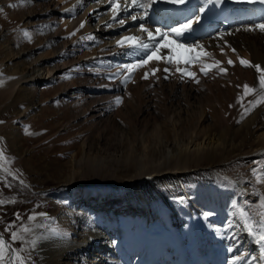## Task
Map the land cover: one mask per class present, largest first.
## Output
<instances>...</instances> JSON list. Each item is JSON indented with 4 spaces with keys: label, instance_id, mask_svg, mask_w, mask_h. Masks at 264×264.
<instances>
[{
    "label": "rangeland",
    "instance_id": "rangeland-1",
    "mask_svg": "<svg viewBox=\"0 0 264 264\" xmlns=\"http://www.w3.org/2000/svg\"><path fill=\"white\" fill-rule=\"evenodd\" d=\"M123 2L124 0H121V4ZM77 3L80 4V7L73 16L68 18L61 16L59 11L64 12L66 9H71ZM12 4H16L17 7H10ZM26 7L32 13L34 11L35 14L45 13L49 10L48 7H52V10L55 7L53 15L55 16L54 18L57 17V20L52 22L51 26H48V23L43 20L31 21L28 18L29 14L24 9ZM109 9L110 5H108L107 0H25L24 3H21V0H0V81L11 79L13 74L9 72L13 66L21 69V72L16 73L14 80L19 81L17 86L29 87L34 92L35 107V113L32 117H24L22 114V116L18 114V110L23 111L26 108V105L22 103L13 105L14 101L18 100V93L13 94L10 99L14 100L13 103L10 100L4 102L1 100L0 103V121H3L0 124V138H2L0 139V149H3L6 157V160L0 161L9 165L18 156L20 161L18 160L14 163L13 169L16 173L25 176L24 178L27 180L23 181L22 185L20 179L14 178V175H9L8 172L0 168V199H14L16 201L15 203L0 205V233H3L5 240L10 243V233L4 232L5 227L9 223L15 222V230L27 216L36 212L37 209L44 208L49 202L58 200L59 189L62 184L60 180L55 179L56 173H49L53 165L68 164L69 167L77 170L78 174H82L84 166L89 160L95 161L96 164H101L105 168L109 167L112 162L111 154L114 152L112 148L123 140L125 146L115 151L119 161L115 166L111 165L118 172L126 169L124 167L125 163L127 165L126 155L139 162H149L147 167H162L165 169L173 156L172 154L179 151L184 143L191 142L192 139L197 138L202 127L206 124L212 125L215 120L212 116L211 118L196 116L194 127L183 131L182 123L189 116H192L194 111L192 108L198 106L193 103L194 99H191L192 105L186 104V106L183 104L182 107H174L173 118L176 121V123L174 122L176 127L165 117L163 104L167 102L165 100H167L168 96L169 98L175 97L177 91V87L172 90L169 85H174V82L177 83V80L181 77V74H176L173 69L168 74L163 73V69H160L155 76L149 73L148 79H142L143 75H138L137 73L140 68L132 73V80L126 85L122 83L124 75L127 74L124 69L120 70L121 74L116 78H109L112 74L117 73L118 66L132 63L136 59L141 58L136 55L133 61H129L131 59L130 50L118 47L116 41L122 36L133 34H137V36L145 35L144 38H147L146 34L137 30L138 26L128 27L127 31L119 32L118 30L121 26L112 21V13ZM128 15L126 13V16ZM81 23H84L83 28L80 27ZM108 23H112L113 26L111 28L106 27ZM25 31L29 33L30 38L24 35ZM71 33H75V35H70ZM90 35L95 37V39H82ZM105 49L108 52L101 53V50ZM127 50L129 51V57L126 58L124 55L127 54ZM62 53L64 54L62 58L64 62L60 59ZM51 60L54 61V64L58 62V65L61 66L54 76V82L49 80L51 71L47 67ZM33 68L35 76L38 74L40 79L33 78L32 81H26L31 80V77L28 76L29 71L33 70ZM97 71L99 76L95 74ZM211 71L216 72V69ZM109 72H112V74ZM165 75H168L166 80L164 78ZM203 78L209 80L202 83L200 78L198 79L200 82L196 83L195 79L180 78L181 84L177 83V86L182 87V81L184 80L187 81V86H191V84L195 87L201 84L213 85L220 76L217 74L210 78L208 74L207 76L204 75ZM97 79H100V81ZM162 84H166V87L160 90L159 87ZM215 84L217 85V83ZM109 86L112 88L110 93L107 91V89H110ZM98 88L101 90L99 91ZM151 90L153 91L152 93ZM154 92L155 94H153ZM106 94H109V97ZM116 96L122 99V103H120L121 105L112 106L117 98ZM131 98L137 102V105L133 107L134 110H130L133 109L131 107H129L130 109L127 106L122 107L124 102L129 101ZM95 99H100L106 105H111V110L114 111L108 110L104 116L106 118H104L103 123L84 119L85 115L74 104L75 102H81L89 105ZM151 101H154V103ZM138 104L142 111H140ZM119 106L123 108V114L121 112L115 113ZM125 108L132 112L126 114L127 110ZM150 116H157L160 121L158 129L160 134L158 136L150 133L152 130L151 125H149L148 131H145V133H142L141 129L136 125V122H141L143 119L145 121L151 120ZM109 118L111 120L110 123L107 121ZM11 128L12 130L17 129L23 137V141L16 147L18 150L7 141L6 134ZM85 131H88V133ZM163 131L164 133H162ZM89 136L94 139L100 137L103 147H106L107 150L96 144L92 149L83 147L82 141ZM17 152L19 154H16ZM76 152L78 156L72 159ZM15 154L16 156H14ZM53 154L54 156H52ZM256 166L258 167L256 168ZM256 166L254 168L257 173L260 176L264 175V160L258 162ZM201 171H211V169L206 166L202 167ZM180 173L184 177L193 176L195 179L204 178V181L209 180L208 187H205L206 189L204 190L211 195L218 188H221V191L227 190V193L234 188L228 183L223 184V179L213 176V173L200 172V170ZM174 177L176 179L170 181L172 182L171 184L170 182H162L166 190L157 188L159 184L155 187L151 179L145 178L151 183L149 190L145 188L146 194L149 195L150 188L155 187V192L149 196V199L155 200L156 217L163 222L165 229L170 234V238L167 236L165 240L156 239L152 242L149 239L147 234L148 226L154 208L144 201L143 194L141 195L131 187L122 188L119 185L120 189H114V191L105 195L107 202L100 203L99 208L90 203L83 202L81 204L88 219L89 230H94L96 226L100 225L105 234L102 235V238L110 239L109 246L106 247V243L99 245L100 250L106 248L102 254L100 253L105 264H185L183 256L181 258V252H179L182 249V245L180 243L176 245L174 242L178 238L179 232L185 241L186 247L195 248V242H201L200 227L206 220L211 222L212 228L219 227L217 231L214 230L217 238L219 229L222 227L235 230L236 224L232 218L225 217L222 220L212 218L218 210H230L229 212L231 213L233 206L240 204L239 207L244 208L248 212L247 203L241 198L239 193L232 194V197L228 195L226 198L211 201L208 207H202L199 205V198L189 192L188 187L190 184L182 182V177L179 178L175 174ZM7 185H11V187ZM112 187L115 186L112 185ZM127 191L132 192L128 193ZM223 200H229V202L221 204ZM48 212L55 214L53 210ZM17 213L21 217L20 220H16ZM205 213H211V215L206 217ZM257 213L258 210L254 211V215L251 213H248V215L253 218V216H257ZM229 225L231 226L229 227ZM60 232L63 236L73 237L67 231ZM242 232L246 233L245 230H242ZM41 233L45 232L42 230L36 232L37 235ZM174 237L176 238L173 239ZM234 239L233 234L229 235L226 240L227 246L229 241H231L232 247L235 249L239 248L238 254L245 258H248V253L251 255L259 251L257 244L256 249L250 251L249 245L244 240L236 241ZM220 245L223 249L227 248L222 243ZM38 246L36 250H38ZM13 247L20 248V242L13 243ZM125 248L131 249V253L135 257L133 261L125 262ZM139 252L140 254H138ZM22 254L28 255L29 253L24 252ZM31 257L29 264H38V259L33 258L35 256L32 253ZM228 258L231 257L228 256ZM243 262L246 261L244 260ZM243 262H240V264H245ZM257 263L258 260L255 264ZM86 264H93L92 259H88Z\"/></svg>",
    "mask_w": 264,
    "mask_h": 264
},
{
    "label": "bare ground",
    "instance_id": "bare-ground-1",
    "mask_svg": "<svg viewBox=\"0 0 264 264\" xmlns=\"http://www.w3.org/2000/svg\"><path fill=\"white\" fill-rule=\"evenodd\" d=\"M166 2H167L166 0H157V2L153 5V8L149 13V17H154L152 19L153 21H155L156 18L154 15L156 16L161 15L164 16L165 18L171 17L172 13L170 12L172 8L166 5ZM201 6L205 7V11L203 13H199V8ZM79 7L80 4L77 3L73 8H71V11H64V12L59 11V13L61 14V16L68 18L70 16H73L77 12ZM184 7L188 8L190 11H194L196 15H200L201 17L200 21L198 23H194L193 28L194 26H198L199 24L202 26L203 33L202 35H200L199 38L194 39L191 37L190 34L191 32H186L181 37L175 39H178V41L183 44H193V43L203 44L206 50L212 54V57L215 60H219L222 62L221 66L227 69V74H220L217 70L216 72L210 71L209 73L210 78L217 74L220 76V78L215 82L217 83V85L215 83L213 85L201 84V85H196V87L193 86L192 84L191 86L190 85L187 86V81L185 80L182 81V87L177 86L178 84H181L180 83L181 79L179 78L180 79L179 80L178 78H175L178 79L177 80L178 84L174 82V85H169V86L172 87V90L174 87H177L176 95L175 97L172 98H169L168 96L167 100H165L167 102L164 101L165 103L163 104V110L165 113V117L168 118L169 121L173 123V126L175 125L176 127L175 124L176 121L173 118V113L175 111V110L173 111L174 107L175 106L182 107L183 104L192 105L191 99L192 100L194 99L193 103H196L198 106L196 108H192L194 109V111L192 112V116H189V118L182 123L181 127L183 128V131L190 127H194V123H195L194 119L196 116H200V117L205 116L204 118H209V117L211 118L212 116L213 118H215L213 124L204 125L200 132V135L197 138L192 139L191 142L184 143L179 151L172 154L173 156L171 157L170 162L165 169H163L162 167H154V168L147 167L149 162L146 161L139 162L134 160L133 158H129V156L126 155L127 165H125L126 163L124 164V167L126 169L124 171L118 172L116 169H114V166L119 161L117 154H115V151L125 146L123 140H121L120 143L117 144V146L112 148L114 152H112L111 154L112 162L111 164H109V167L105 168L101 164H96L95 161L89 160L86 162L82 174H78L77 170L69 167L68 164L53 165V168L51 171H49V173L52 172L56 173L55 179L60 180L62 184V187L59 189L58 200L51 201L44 208L37 209L36 212L32 213V214L34 213L39 214L41 212H44L47 214V216L50 219L45 220V218L37 215L36 221L29 222L27 216L24 219V221H22L17 226L16 229H18L21 224H30V226L33 227L34 232L36 234V232H39L40 230L44 232L47 231L45 228L36 227V225L38 224H45L50 229L55 228L60 231H67L73 237L63 236L62 238L55 237L49 240H45L44 242L41 241L42 244L38 246L39 247L38 250L35 249L34 251H31L33 256H35L33 258L38 259V264H86L87 260L90 258L92 259L93 264H105L103 262L102 256L100 255L106 248L100 250L99 245L106 243V247L109 246L110 239L109 240L104 239L105 237L102 238V235L105 234L103 232V228L100 225L96 226L94 230H89V226L87 223L88 219L84 214V210L81 204H83V202L90 203L94 205L96 208H99L100 203L107 202L106 201L107 197L105 195L107 193H110L111 191H114V189L117 190L120 189L119 185L122 188L131 187L136 192H139L141 195L143 194L144 201H146L147 204H149L151 207L154 208L155 200L149 199V196L155 192V187L158 184L159 186H157V188L161 190H166L162 182L167 183L173 181V179H176V177H174L175 174L176 176H179V178L182 177L181 178L182 182L190 184V186L188 187L189 192L192 193V195H196L199 198L200 201L199 205L202 207H206V206L208 207L211 201L226 198L228 195L232 197V194L234 195L235 193H239L241 198H243L247 203L246 204L248 207L247 213H251L254 215V211L256 210H258V212L260 211L259 202H260V197L264 196V180H262L261 182H257V177L253 176L252 170L255 169L254 167L258 165V162H262L264 160V104H261L260 106L256 107L250 114L245 115L244 118L241 119V115L242 113H244L245 108L250 106L249 101L255 99L254 95L247 96L244 97L242 101L238 102V99L241 96H243L242 85L247 83L250 86H257L258 74L255 72V69L252 67L241 66L238 57H242L246 60H249L253 64H260L261 67L264 68V32H260L259 30L256 31L244 30L246 27H251L256 23L264 22V4H261L259 2L248 3L246 2V0H228L227 9L229 10L230 14L234 16L235 19V21L230 25H225L222 23L219 24L215 22L213 20L214 16L208 15L206 13V10L209 7V5H204L203 0H189L187 5L182 4L181 11H179L178 13L179 15H182L184 11ZM48 8L49 10L42 14L39 13L35 14L34 11L32 13V11L27 10V7L24 9L27 12V14H29L28 16V18H30L29 20L31 21L34 20L37 21L38 19L43 20L44 22L48 23V26H51L52 22L57 20L56 19L57 17L54 18L55 16L53 15L55 11L54 10L55 7L53 8V10L51 9L52 7L51 8L48 7ZM184 12H185L184 17L186 19L193 16V15L190 16L188 10H185ZM172 19L173 18H171V20ZM160 23L161 25L165 24V22L163 23L160 22ZM221 33L224 34L223 39L220 38ZM169 39H174V37H170ZM221 48H223L224 53H226V55L221 54ZM232 49H235L236 51L233 52ZM102 52H108V50L107 49L103 51L101 50V53ZM163 52L166 53L167 50L165 49L163 50ZM127 53L129 56L128 50ZM136 55L137 54L135 53H130L131 61L134 60ZM140 56L142 57L143 55ZM63 57L64 54L62 53L60 57L62 61H63L62 59ZM229 58L235 62V66L228 65L227 60ZM206 62L212 63L213 60L211 58H206ZM49 63L47 65L48 70L51 71L49 80L51 82H54V76L56 75L57 70L61 68V66L58 65V62L54 64V61L52 60L51 62L49 61ZM158 67L159 69L162 70L164 67H166V65L162 61L161 62L152 61L147 66L141 68L139 72L137 71V73L138 75H144L145 72L151 73V69ZM168 67L173 69V71L175 70L174 66L169 65ZM180 67L184 68L185 66L180 65ZM31 70L29 71V76H28L31 77V80H26V81H32L33 78L40 79L38 74L37 76H35L34 68L32 71ZM190 70L196 73V79L201 78L202 83H205L206 81L209 80L203 78L204 74L200 72V65L194 64L191 66ZM21 71L22 70L18 69V67L13 66L12 70H10L9 72L10 74H13L11 75V79H6V81H0V103L1 100H3V102L10 100L13 94L18 93V100L15 101L10 100L11 103H13L14 101L13 105H15L16 103H22L23 105L25 104L26 108L23 111L18 110V114L20 115L22 114L24 117H29V116L32 117L35 113L34 92L30 90L29 87L21 86V85L17 86L19 81L14 80L15 76ZM109 73L112 74V72ZM95 74L98 75V71ZM98 81H100V79ZM109 84L111 85V83ZM237 85H240L241 87H237ZM165 87L166 84H162V86H160L159 89L161 90L164 89ZM100 88H98L99 91L101 90ZM111 90H112L111 87L110 89H107L109 93L111 92ZM178 90H180L181 92L179 91L180 92L179 93ZM197 91L199 92L197 93ZM152 92L153 91L151 90V93ZM153 94H155V92ZM108 95L106 94V96ZM156 95L158 94L156 93ZM102 100L95 99L89 105L81 102H75L74 104L76 105L75 107L85 115L84 119L93 120L98 123H103L104 118H106L104 117L105 114L108 112V110L113 111L111 110L112 109L111 107L116 105V103L114 101L112 106L106 105L105 103H103ZM151 102L154 103V101ZM241 104H243V107L241 106ZM135 105H137L136 100L131 98L129 101L124 102L122 107L127 106L128 108L129 107L133 108ZM122 107L119 106L117 110H115L117 111L115 113L116 114L120 112L122 113V109H123ZM130 110H134V108ZM130 110H127L126 114L129 113ZM140 111H142L141 108ZM150 119L151 120L145 121L143 119L141 122H136V121L135 122L138 128L141 129L142 133L148 131L149 125H151L152 130L150 133L158 136L160 134V131L158 130L160 126V121L158 120L157 116H153ZM107 121H109L110 123L111 121L110 118ZM86 133H88V131ZM162 133H164V131ZM6 137L10 145L14 147L16 150H18L16 147H18V144L23 141V137L21 133L17 129L12 130L11 128L7 132ZM95 144L99 145L102 149L104 148V150L106 148L103 147L102 140L100 137L98 139H94L93 137L89 136L82 141L83 147H87L89 149H92ZM16 154H19V152H17ZM16 154L14 156H16ZM52 156H54V154ZM76 156H78L77 152L74 153L72 159H74ZM18 160L19 158L18 156H16V158H14V161H12L13 163L9 165L3 164L0 161V165H2V167L0 168L7 169L8 170L7 172H11L12 176L14 175V177L25 182L27 181L24 178L25 176L16 173L13 169L14 163H16ZM29 162L31 163V161ZM206 166L207 167L209 166L212 172L201 171V168ZM257 167L258 166H256V168ZM196 170L198 171L200 170V172H209V174L213 173L212 174L213 176L223 179L222 180L223 184L228 183L229 185H231V187L234 186V188L231 189L230 192L228 191L229 193H227V190L221 191V188L217 187L218 188L217 191H215V193H212L211 195L210 193L204 190L206 189L205 187H208L209 180L204 181L203 180L204 178L195 179V177L193 178V176L184 177L181 176L180 173V172H193ZM170 175L172 176L169 177ZM206 175L208 176V174ZM261 177H264V175H262ZM145 178H148L149 180L151 179L152 180L151 182L155 186L153 188L152 187L150 188L149 195L146 194L145 188L146 190L147 189L149 190L150 187L149 185L151 183L149 180H146ZM171 183L172 182H170V184ZM112 185H114L115 187H112ZM137 188L138 190H136ZM132 191L129 192L127 191V192L130 193ZM228 199L230 198L228 197ZM228 202L229 200L228 201L223 200L221 204H227ZM239 206L240 204H238V206L237 204H235L233 206L231 213L229 212L230 210L229 211L218 210V212H216L217 214L215 213V215L212 216V218H216L218 220L225 219V217H230L234 220L236 224L235 230L234 229L230 230L229 228L225 229L223 227L219 229L218 240L224 246H227L226 240L228 239L229 235L233 234V237L235 238L234 240L236 241L240 239L244 240L246 244L249 245V250L254 251L257 247L254 242L255 239L245 230L243 220L239 214V209H240ZM50 210L51 211L53 210L55 214L49 213L48 211ZM156 214L157 212L154 208L148 226V228L152 231V236L149 237V239H151L152 242L155 241L154 238L156 237V235L161 234L163 231L161 224H159L158 222L156 223L158 218V217L156 218ZM258 217H259L258 215L253 216V220L258 221L259 220ZM242 230H245L246 233H243ZM27 238H31V236H28ZM232 249H233L232 251L233 253H231V255L238 254L240 250L239 248L238 249L232 248ZM210 251H211V260H213L214 255L212 250ZM257 253H259V251ZM261 264H264V261Z\"/></svg>",
    "mask_w": 264,
    "mask_h": 264
},
{
    "label": "snow or ice",
    "instance_id": "snow-or-ice-1",
    "mask_svg": "<svg viewBox=\"0 0 264 264\" xmlns=\"http://www.w3.org/2000/svg\"><path fill=\"white\" fill-rule=\"evenodd\" d=\"M25 0H21V3H24ZM157 2V0H124L123 4H121V0H107V3L110 5V11L112 13V21L116 24L123 27L128 20L132 22L137 21H145L148 17V10L152 8V6ZM168 3L172 4H185L187 0H167ZM223 2V0H203L204 5L215 4L219 5ZM248 3H256L259 2L264 4V0H246ZM10 7H17L16 4L10 5ZM135 10V11H133ZM65 11H71V9H66ZM205 11V7L201 6L199 8V13H203ZM128 13L129 15L125 18H120L121 13ZM200 15H195L193 18H187L186 22L181 23L178 27H170L167 30H164L160 27H156L154 30L145 26V23H139L138 31L140 33L146 34V39L142 36L137 35H125L122 36L119 40L116 41V45L120 48H126L130 50V53H135L139 55L143 53L141 58L136 59L134 62L129 64H123L118 66V71L115 74H112L109 78L114 79L121 74L120 70H126L124 75V79L122 83L125 85L132 80V73L136 70L147 66L152 61L163 62L166 67L163 68V72L168 74L172 71L170 66L175 67V72L181 74V79L184 77H188L191 79H195L196 83H199V80L196 79V73L191 71L190 68L194 64L200 65V72L205 76L209 74L212 69H216L220 74H227V69L222 67V62L219 60H215L212 57V54L209 53L203 44L193 43V44H183L178 41V39L186 32H190L193 29V24L198 23L200 21ZM113 26L112 23H108L106 27L111 28ZM81 28L84 27V23H81ZM245 31H256L264 32V22L256 23L251 27H246ZM26 37H29L28 32H24ZM70 35H75V33H71ZM223 33L220 34V38L223 39ZM170 37H174V39H169ZM30 38V37H29ZM82 39L94 40L95 37L88 36ZM167 50V52H163V50ZM235 52V49H232ZM187 54V55H185ZM221 54H225L223 48H221ZM206 58H211L213 60L212 63H207ZM239 63L243 67H252L255 69V72L258 74L257 86H250L247 83L242 85L243 88V96L238 99V102L242 101L244 97L247 96H255L254 100L249 101V107L245 108L244 113L241 115V119L244 118L245 115L250 114L256 107L264 104V68L261 67L260 64H253L251 61L246 60L242 57H238ZM227 63L229 66H235V62L232 59H228ZM180 65H184V68H181ZM160 71L159 68L151 69V75L155 76L156 72ZM149 72H145L142 76V79H148ZM165 79H168V75H165ZM237 87H241L237 85ZM116 105L122 103V99L117 97L115 100ZM231 106V105H230ZM243 107V104H241ZM3 123V121H0ZM30 134V133H29ZM2 139V138H0ZM0 160H6L3 149H0ZM2 167V165H0ZM4 171H8L4 169ZM9 175H12L11 172H8ZM253 176L257 177V182H261L264 180V177H261L256 169L252 170ZM15 178V177H14ZM20 183L23 185V181ZM11 187V185H7ZM14 199L5 200L0 199V205H4L7 203H15ZM260 211L257 213L259 216V220L255 221L252 217L248 215V213L244 210V208L239 209L240 217L243 220V224L245 226V230L255 239V243L258 244L259 247V255L252 257L250 260L246 261V264H255V262L259 259L260 261H264V196L260 197L259 202ZM37 215L45 218V220L50 219L46 213L41 212L39 214H32L27 217L29 222H34L37 220ZM206 217L211 215V213H205ZM21 217L17 213L16 220H20ZM231 225H229L230 227ZM36 227L45 228L47 231L45 233H41L39 235L35 234L33 227L30 224H21L18 229H15V222L9 223L4 232L10 233V241L5 240L4 234L0 233V264H29L31 261V251H34L38 244L41 241L49 240L55 237L62 238L63 234L55 228H48L45 224H38ZM31 236V238H27ZM19 241L21 244L20 248L13 247V243ZM228 251H233L232 248H229ZM28 252V255H23L22 253ZM246 258L242 255L235 254L232 257L231 264H239L240 261L245 260Z\"/></svg>",
    "mask_w": 264,
    "mask_h": 264
}]
</instances>
